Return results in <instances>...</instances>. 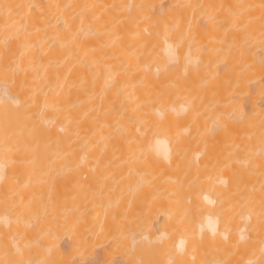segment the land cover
<instances>
[{"label": "bare ground", "instance_id": "bare-ground-1", "mask_svg": "<svg viewBox=\"0 0 264 264\" xmlns=\"http://www.w3.org/2000/svg\"><path fill=\"white\" fill-rule=\"evenodd\" d=\"M0 264H264V0H0Z\"/></svg>", "mask_w": 264, "mask_h": 264}]
</instances>
